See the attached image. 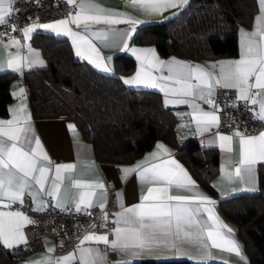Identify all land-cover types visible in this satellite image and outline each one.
Here are the masks:
<instances>
[{
    "label": "snow or ice",
    "instance_id": "obj_1",
    "mask_svg": "<svg viewBox=\"0 0 264 264\" xmlns=\"http://www.w3.org/2000/svg\"><path fill=\"white\" fill-rule=\"evenodd\" d=\"M66 3L78 10L75 13L69 12L66 18L51 23H37L20 29L15 24L9 25L11 17L15 12H18V9L13 7L15 0H0V26L8 27L13 32H22L25 39H30L31 33L36 28L51 30L58 35L70 36L77 55L85 56L95 67L101 68V57L93 40H100L107 45L117 33H112L110 30L89 31L91 24L115 25L124 22L135 24L137 21L131 16H122L119 12L94 5L89 0H79V3L77 0H66ZM186 3L187 0H131L133 7H139L147 14H160L168 8ZM260 4V11L264 15V0H260ZM261 18L258 16L256 19L260 21ZM70 25L82 28L83 31H73ZM131 31L134 29H129L120 35L127 38ZM241 32L246 37V52L242 53L239 60L219 62L220 74L215 78L199 67H192L174 59L171 64L160 61L156 59L154 49L133 48L131 51L137 55V59L141 60V71L137 72L135 77L125 80V83L160 86L171 97L166 99V104L188 103L186 97L202 100L213 110H201L199 115L194 117L197 130L200 132L209 131L212 127H219L220 117L217 113L223 111V108L213 98V90L217 86L237 90L231 105L225 104L224 107L237 108V102L243 101L247 105L248 111L253 114L254 119L264 121V46L253 38L258 36L260 41L264 42V30L250 34L244 33L243 30ZM2 34L7 35V33ZM10 43L17 48L20 47V41L15 38ZM27 48V56H21L17 52L15 56H11L7 60L8 67L13 71H21L24 61L29 67L37 64L43 65L39 54L30 45H27ZM123 48H128L126 42L123 43ZM146 65L152 68L167 67L170 75L160 79L172 80L179 87L169 88L166 85H158L156 78L147 70ZM102 70L108 71L107 66H103ZM197 92H199L198 97L196 96ZM20 95H23V89L20 90ZM257 105L258 111L256 110ZM10 111L12 119H0V206L10 209L14 204L22 205L23 198L31 187L30 182L34 181L41 192L57 199L56 207H61L59 203L63 179L61 173L62 171L71 172L74 165H56L55 176L50 188L46 189L48 174L52 170L51 161L43 152L39 138L34 135L29 123L30 117L24 114L23 104ZM234 134L239 138L240 149V166L236 167L235 176L242 178L243 172L251 180L252 166L258 160L264 161V132L258 136H246L237 129ZM218 135L222 148L226 144H230L233 139L232 136L219 133ZM157 149L171 155L161 144H157ZM229 150L231 149L229 148ZM152 155L155 156L156 153ZM120 171L123 173L122 179H127L131 173H137L141 182L147 181L152 185L164 186L148 187L147 193L141 197L143 203L131 207L120 205L122 211L115 214L116 219L113 221L117 225L112 229L114 239L109 240L108 234L90 233L84 235L79 240L76 249L80 253L79 264H104V253L98 248L81 247L85 242L103 243L110 246L114 252H124L132 257L148 256L158 259L166 258L172 249H175L176 253H183L181 245L189 243L199 249L197 264H204V258L210 256L209 244L211 248L240 255V248L235 240L226 238L221 231L226 228L228 233H232L233 229L222 224L218 217L212 214V208L205 207L203 209L209 214L208 219L212 222L211 224L197 218L201 211L200 206L214 204V201L200 192H196L193 196L170 193L173 186L195 188V181L177 161L170 159L149 167H143L141 163H138L133 167H124ZM227 176L229 179L232 178L231 173H228ZM72 186L77 189H89L79 192L76 201L77 212L93 206L92 198L95 193L90 189H104V184L98 181L85 183L75 180ZM27 194L32 196L35 202V195L31 192H27ZM120 196L121 194L117 193L118 202ZM98 206L104 209L105 204L101 203ZM45 207L46 204L41 202L40 207L34 208L33 211H41ZM101 219L107 221L108 214L105 212ZM35 223L22 211H0V244L7 248L26 245L27 238L23 228L25 225ZM101 227H104V224H101ZM48 251L54 252L55 248H50ZM76 258L75 253H69L54 262L50 258H45L40 261H31L30 264H71ZM241 259H243L242 256ZM120 264H128V262L121 261Z\"/></svg>",
    "mask_w": 264,
    "mask_h": 264
},
{
    "label": "trees",
    "instance_id": "obj_2",
    "mask_svg": "<svg viewBox=\"0 0 264 264\" xmlns=\"http://www.w3.org/2000/svg\"><path fill=\"white\" fill-rule=\"evenodd\" d=\"M257 9L256 0H187L176 13L138 25L132 41L154 43L164 56L185 60L233 55L238 50L241 27H248ZM33 41L46 57L44 66L28 67L24 80L35 117L73 119L93 144L98 158L127 161L164 139L177 147L176 154L197 179L217 193L212 178L219 169L218 151L195 138L180 141L178 115L165 105L153 88L130 87L121 72L130 71L135 59L125 52L113 57L117 73L104 72L79 57L68 38L46 31ZM17 72L0 71V115L12 99L11 79ZM226 217L238 223L249 264H264V171L255 190L220 197ZM0 264H25L22 256L0 244ZM128 264H197L186 257L139 258ZM204 264H229L211 260Z\"/></svg>",
    "mask_w": 264,
    "mask_h": 264
},
{
    "label": "crops",
    "instance_id": "obj_3",
    "mask_svg": "<svg viewBox=\"0 0 264 264\" xmlns=\"http://www.w3.org/2000/svg\"><path fill=\"white\" fill-rule=\"evenodd\" d=\"M90 3L102 7L104 9L113 10L115 12H119L122 16H131L133 19L137 21L135 24H129L127 22L115 24V25H105L103 23L100 24H91L89 31H98V30H106L117 33L112 40L106 45L100 40H93L96 44L97 49L99 51V55L101 57V68L95 67L101 70L103 66H107L108 71L117 73L118 69L115 67L113 62V57L118 52H125L128 55L132 56L135 59V66L130 71L121 72V79L123 83L130 87H147L153 88L161 93L162 101L165 105L171 106L175 109L178 119H177V130L178 135L180 137V141H184L188 138H195L204 146H214L218 151L219 157V169L217 173L212 178V184L216 188L217 193L211 192L206 186H204L197 179L193 170L188 167L176 154L177 147L173 144L169 143L164 139H157L154 144L143 151L142 153L134 156L132 159L127 161H109L103 160L96 156L94 146L92 142L84 136L82 129L78 126V124L73 119H68L64 116H44V117H35L32 113L30 100H29V90L28 85L24 80V71L28 68V64L26 61L23 62V66L21 71L17 72L16 75L11 79L10 87L12 99L8 103V112L4 115H0V119L9 120L12 119L11 109L16 108L23 104L25 108V113L30 117L29 123L32 127L35 137L39 138L42 146V150L47 154L49 160L51 161V171L48 174V182L46 183V189L50 188L52 179L55 176V166L63 165V164H72L74 168L71 172H63L62 182H61V191L59 193V203L60 205L65 204L66 202H71L76 205V201L78 200V194L81 191H88L89 189H77L72 186L73 181L79 180L85 183H95L101 182L104 184V189H90L95 193L92 198L93 205L101 204L106 202L108 197V190L106 188L105 178H111L115 184V190L113 192V197L116 200L117 208L113 211L106 212L108 214L107 221H103L100 219L99 224L108 225L110 227L109 240L114 239L112 234V229L117 225L113 223L116 219L115 214L122 211L120 205L124 207H131L137 204L143 203L141 197L147 193V188L151 186H164V185H152L150 182H141L137 173H131L128 175L127 179H122L123 173L120 169L124 167H133L138 163H141L143 167H149L153 164H159L163 161L174 159L177 163L183 167L195 181V188H180L173 186L170 189L171 194L175 195H184V196H193L196 192H200L208 196L214 204H206L202 205L201 211L198 214V219L202 222L209 221V214L205 212L203 209L205 207L212 208V214L215 217H218L219 221L231 227L233 229L232 233H228L227 229H221L223 234L228 239H233L238 244L240 248V255H237L232 252L223 251L221 249L211 248L209 244L210 256L204 258V262H208L211 260L222 261L229 264H249L248 255L244 249L242 238L239 234V226L234 220L225 216L222 210L219 207L218 200L220 197L231 195L234 193L246 191L249 189H256L258 186V176L260 172L264 171V161H257L253 166L252 178H249L242 172L241 177L235 176V169L239 167L240 160V149H239V138L235 136L234 132H225L219 130L217 127H212L209 131L200 132L197 130V124L195 122L194 117L199 115L200 111H212L213 109L209 108L204 104L202 100H199L195 97H186L188 103L182 104H166V99H170L171 97L166 94V91L162 90L160 86L152 87L149 84L144 83H125V80L131 79L136 76L137 72L141 71V60L137 59V55L131 51V49H147L151 48L155 50L156 59L160 61L172 63L173 59L175 61L182 62L184 64L190 65L192 67H199L203 69L205 72L210 73L214 78L220 74L219 62L222 61H235L241 58L242 53L246 52V37L242 34L241 30L244 33H253L257 31L264 30V15H262L260 8V0H256L257 9L252 17V22L248 27H241L238 35V50L233 55L227 56H219V57H200L192 60H185L176 56H164L157 48L154 43H138L132 41V35L135 32L136 28L139 24L144 22H153L162 20L177 11H179L185 4H178L175 7L168 8L164 10L160 14H147L139 9V7H133L131 5V0H89ZM79 3V0H77ZM78 10L77 8L71 9L70 12L75 13ZM261 16V20L257 21V17ZM66 18V17H63ZM59 18V19H63ZM55 19V20H59ZM55 20L51 21H39L35 16L29 17L23 28L27 25L32 24H47L51 23ZM73 31L82 32V28H77L75 25H70ZM129 29H134L131 31L129 37H123L122 33L127 32ZM38 31H46L49 33L56 34L51 30H46L42 28H36V30L31 33L30 39H25L23 34L13 37L2 38L0 37V71L12 70L7 65V60L11 56H15L17 52L21 56L28 55L27 45H30L31 48L39 54V58L43 61V65H34V66H44L47 62L45 55L41 51L40 47L33 41L34 34ZM58 35V34H56ZM60 36H64L68 38L70 43L72 44L73 50L76 53V48L73 44L72 37L59 34ZM15 38L20 41V47L12 45L10 42ZM91 38V37H90ZM264 46V42L260 41L259 37H253ZM128 44V48H123V43ZM7 45V47H6ZM77 55V53H76ZM79 56V55H78ZM89 63L90 61L85 56H79ZM155 63V60H153ZM215 65V67H213ZM147 70L151 73V75L156 78V83L158 85H166L169 88H177L179 87L172 80H161V77H168L170 75L167 67H148L145 66ZM195 83V82H194ZM216 88V87H215ZM215 88L213 93L215 92ZM23 89V95H20V90ZM237 93V90H236ZM196 96H199V92L196 93ZM258 111V107L256 109ZM218 114V113H217ZM71 126V127H70ZM241 133L246 136H258L261 132H264V126L255 132H245L239 130ZM219 134L232 136L233 139L230 144H226L225 147H221V141L219 140ZM157 144H161L164 146V149H167L171 155L166 154L162 150L157 149ZM229 148L231 150H229ZM156 153L155 156L152 154ZM231 173L232 178L229 179L227 174ZM31 187L27 190V192H31L35 195V202L33 197L30 196L31 202L34 207H40V203L44 202L47 205L46 198L47 196L45 192H41L39 190V186L35 184L34 181H31ZM26 192V193H27ZM117 193H120V200L117 201ZM75 198V199H74ZM53 202L56 204L57 199L52 197ZM175 203V202H172ZM19 210L28 215L24 210L14 208H5L0 206V211H15ZM23 232L28 239L31 235V229L29 225H25L23 228ZM96 233V234H107L104 232L97 231V225L91 227L89 229H84L76 234V247L74 249L62 251V252H49L48 249L55 248L57 242L61 240L60 236H54L47 234L44 236V249L34 252H29L22 256V259L25 264H30L31 261H40L45 258H50L53 262L60 257L66 256L69 253H75L76 259L71 262V264H79V256L80 253L76 251L77 245L80 239L83 238L84 235ZM81 247H94L98 248L102 253H104V264H120L121 261H132L134 259L139 258H150L148 256L143 257H132L124 252H114L110 246L104 245L103 243H95V242H85ZM183 249V253H176L175 249L169 251L166 258L169 257H186L192 260H196L199 257V249L197 246H194L189 243H184L181 245ZM241 256L243 259H241Z\"/></svg>",
    "mask_w": 264,
    "mask_h": 264
},
{
    "label": "built area",
    "instance_id": "obj_4",
    "mask_svg": "<svg viewBox=\"0 0 264 264\" xmlns=\"http://www.w3.org/2000/svg\"><path fill=\"white\" fill-rule=\"evenodd\" d=\"M18 12L11 17L9 25L15 24L20 29L26 20L35 16L39 21H51L67 17L70 10L75 7L66 3V0H15L13 5ZM2 33H7L3 35ZM22 32L10 31L8 27L0 26V37L7 38L21 35ZM235 89H224L216 87L213 98L220 104L223 111L218 113L220 123L218 129L225 132H234L237 129L245 132H255L264 126V121L254 119L253 114L248 111L247 105L243 101H238V107H224L225 104L231 105L236 97ZM205 104V103H204ZM211 108L208 104H205ZM258 105L256 106L257 109ZM212 109V108H211ZM108 197L104 209L97 204L86 208L80 212L76 211V205L71 202L56 207L52 197L45 196L47 205L41 211H33L34 207L30 196L26 193L23 204H14L13 207L24 210L28 216L36 223L29 225L31 235L27 239L26 245L11 248L13 254L23 256L29 252L44 249V236L47 234L60 236L61 240L55 245V252H62L76 247V234L84 229H89L97 225L98 232L110 234V227L99 224L105 212L113 211L117 208L116 200L113 197L115 184L111 178H105ZM83 208V206H82Z\"/></svg>",
    "mask_w": 264,
    "mask_h": 264
}]
</instances>
